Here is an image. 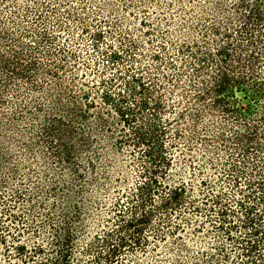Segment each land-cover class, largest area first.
I'll use <instances>...</instances> for the list:
<instances>
[{
    "label": "trees",
    "instance_id": "16d2710c",
    "mask_svg": "<svg viewBox=\"0 0 264 264\" xmlns=\"http://www.w3.org/2000/svg\"><path fill=\"white\" fill-rule=\"evenodd\" d=\"M180 1L170 0L167 7L180 8ZM228 1L203 7L194 25L188 18L179 23L163 15L168 39L160 45V51L149 55L159 71L151 75L150 83L137 75V84L129 87L125 81V90L119 89L121 76L89 85L93 79L85 77L86 72L80 73L79 65L67 83L62 73L68 65L52 60L50 75L58 80L59 88L54 92L44 87L47 105L40 104L37 110L49 111L42 130L63 140L59 130H80L82 124L94 120L111 135L117 131L118 141L129 143L137 151L141 168L136 185L127 195L119 191L114 207L109 209L117 214L118 226L102 229L80 248L79 234L91 227V223H82H99L100 213L86 211L75 201L73 207L81 224L75 229L63 208L45 212L43 202L37 201L41 202V211H37L39 204L30 193L28 198L35 203L19 212L28 190L19 186L6 191L11 181L0 174V248L5 264H78L86 255L85 264H121L128 253L147 252L171 238L177 241L176 246L151 264H264V0ZM26 7L29 16L31 10ZM98 8L101 12L112 10L110 6ZM9 9V14L0 17L3 72L32 80V86L38 89L34 80L40 53L52 56L55 47L57 52L69 53L74 62H81V41L70 47L68 38L73 29L67 24L59 21V32L46 27L33 34L35 27L29 29L32 26L25 27L18 21L20 6ZM37 16L44 19L41 12ZM117 20L128 23L121 17ZM191 28L197 31L196 36ZM103 34L100 30L92 33L97 47ZM24 37L36 40L28 42ZM108 55L117 58V53ZM162 62L169 71L160 66ZM138 93L144 96L138 98ZM168 113L181 121L176 128V119L166 117ZM188 119L191 123L186 134L181 124ZM199 142L204 150L200 155L191 154L190 167L202 176L212 170L214 178H201L203 187L197 192L194 184L184 179L176 181L174 169L181 143L186 145L182 151H191ZM65 148V159L70 160L73 150ZM88 163L91 170H96L95 160ZM79 166L75 174L81 181L84 175ZM114 169L122 171L123 165H112L105 171L107 182H95V195L104 189L110 191L108 182ZM18 170V165L13 167V172ZM122 174L124 178L126 173ZM124 180L121 178V185ZM81 190L73 191L82 196ZM71 199L69 196L67 202ZM56 214L60 224L54 221ZM46 228L53 229L51 237L43 232ZM207 233L213 238L208 239Z\"/></svg>",
    "mask_w": 264,
    "mask_h": 264
},
{
    "label": "rangeland",
    "instance_id": "374dc122",
    "mask_svg": "<svg viewBox=\"0 0 264 264\" xmlns=\"http://www.w3.org/2000/svg\"><path fill=\"white\" fill-rule=\"evenodd\" d=\"M85 1L0 0V17L9 14V8L13 5L20 6L18 21L25 27L32 26L29 29L35 27L33 34L46 27L50 31L57 30L59 32L56 25L61 21L73 29V35L68 38L70 39L68 40L70 47L78 46L79 41H81V62L79 63L74 62L69 53L57 52L54 49L55 47H52L53 53H55L52 56L48 53L38 55L40 63L34 80L39 84L38 89L32 86V80L14 78L10 73L3 72L0 64V174L8 176L11 181V185L8 186L6 191H11V187L19 188V186L28 190L26 199L22 202L21 209L18 210L19 212L24 209V206L31 207L35 202L39 204L36 210L41 211V202L37 201L43 202L45 209L42 208V211L45 212L52 213L57 206L59 210L63 208L70 215L75 229L81 225H79V218H76L78 213L75 212L73 207L75 201L78 200L82 209L85 208L86 211L100 213V219L97 220L99 223L89 221L82 223L88 225L91 223V227L87 232L79 234V248L85 246L102 229L113 230L118 226L117 214L109 209L114 207L116 197H119L122 193L127 195L129 189L136 185L141 166L136 158L137 151L129 146V143H120L117 131H114L111 135L110 132L98 127L94 120L82 124L80 130L68 131L66 127L62 131L59 130L63 133V140H59L57 135L51 133L47 135L42 130V126L47 123L45 115H48V112L46 113V111H49L39 112L37 110L38 105H47L48 97L44 87H51L54 92H57L59 88L58 80L50 75V71L54 69V60H61L68 65L67 70L62 73V77L67 83L70 82L73 74L77 71L75 66L78 65L80 73L86 72L87 74H84V76L87 75L88 79H93L90 80L89 85L99 84L102 79L110 81L113 77L121 76L122 78L118 80L120 83L119 89L125 90V81L129 82V87L134 86L137 84L135 77L137 75H142L150 83L151 75L154 73L159 74V71L155 69L158 64L149 55L153 51H160V45L166 43L168 39V35L164 33L168 25L162 20L163 15H165L164 17L172 16L179 23L188 18L190 23L194 25L197 22L196 17L203 7L216 6L218 5L216 3L220 0H181L182 7L177 8L179 4L177 3V9L175 10H170L167 7V2L170 0H95V3L88 0L87 4L84 5ZM97 5L106 7V9L110 6L112 10L111 12L106 10L101 12L102 10H98ZM26 6H29L31 10L29 16L28 12L24 10L27 9ZM83 6L86 9L82 10ZM39 12L42 13L44 19L37 16ZM120 17L126 19L128 23L119 22L117 19ZM85 26H88L89 29L84 30L83 27ZM181 28L186 30L185 27ZM99 30L104 33V37L98 42V48L92 33ZM189 31H193L192 35H197V31H194L193 28ZM67 34H63V37H66ZM23 39L28 42L36 40V38L29 37ZM43 47L46 50L48 44ZM57 47L59 46L57 45ZM169 51L173 53L174 50L170 48ZM111 52L117 53V58H110L108 53ZM160 53H163V51ZM160 64L164 71H169L165 62ZM103 87L102 84L100 89ZM125 93L127 94L128 91H125ZM128 96H130V93ZM142 96L144 94H137L138 98ZM131 99L129 97L128 101ZM169 101L171 102V100ZM45 108L47 109V106ZM93 117L94 114L91 118ZM166 117L176 119L173 121L174 124L176 123L173 128H176L181 122H178L179 119L174 114L169 115L168 113ZM190 123L191 120L188 119L186 124H181L186 134L188 133L186 129H189L187 125ZM110 136L112 137L110 138ZM166 142L167 146L170 147L169 142ZM181 144V149H184L186 145ZM65 146H69L73 150L70 160L65 159L68 154ZM203 148L204 144L202 145L199 142L194 150L182 151L178 148L176 152L175 180L184 179L194 184L197 192L199 188L203 187L199 183L201 178L210 175L214 178L212 170L208 171V175L202 176L196 172L198 169L190 167L191 154L200 155L204 150ZM92 160H95L96 170L90 169L88 161ZM117 164L123 165V170L114 169L110 173L111 179L108 182L111 186L110 191L104 189L100 195H95V182L106 183L105 171L112 165ZM17 165L19 170L15 173L13 167ZM78 166L84 175L81 181L77 180L75 174ZM123 171L126 175H124L125 182L121 185V178L124 179ZM197 174L198 176H196ZM76 184L78 185L76 186ZM81 184L82 188H78ZM79 189H84L81 190L84 192L82 196H77L76 192L73 191ZM119 191L120 194H118ZM91 192L92 194H89ZM29 193L35 202H32V198H28ZM69 196L72 197L71 203L67 202ZM122 199L125 200L126 196H123ZM101 201L106 202V204L101 206L102 204L99 203ZM58 216V214L54 216V221L60 224L61 218H58ZM43 232L51 237L53 229L46 228L43 229ZM206 236L208 239L213 238L212 233H207ZM47 241L45 240V243ZM176 242L171 238L168 242L162 241L157 247L152 246L147 252L141 250L130 252L121 264H151L155 258L160 259L165 252L172 251V248L176 246ZM3 252V249L0 248V264L6 263ZM85 258H87V255L82 256L83 260L78 264H85Z\"/></svg>",
    "mask_w": 264,
    "mask_h": 264
}]
</instances>
